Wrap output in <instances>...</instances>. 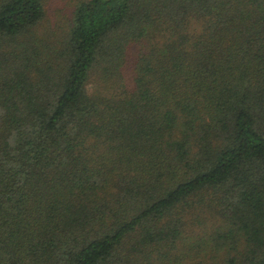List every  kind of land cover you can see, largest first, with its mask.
Returning a JSON list of instances; mask_svg holds the SVG:
<instances>
[{"label":"trees","instance_id":"obj_1","mask_svg":"<svg viewBox=\"0 0 264 264\" xmlns=\"http://www.w3.org/2000/svg\"><path fill=\"white\" fill-rule=\"evenodd\" d=\"M0 264H264V0H0Z\"/></svg>","mask_w":264,"mask_h":264},{"label":"rangeland","instance_id":"obj_2","mask_svg":"<svg viewBox=\"0 0 264 264\" xmlns=\"http://www.w3.org/2000/svg\"><path fill=\"white\" fill-rule=\"evenodd\" d=\"M49 3V2H48Z\"/></svg>","mask_w":264,"mask_h":264}]
</instances>
